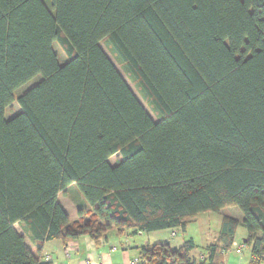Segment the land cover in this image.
<instances>
[{"label": "trees", "instance_id": "1", "mask_svg": "<svg viewBox=\"0 0 264 264\" xmlns=\"http://www.w3.org/2000/svg\"><path fill=\"white\" fill-rule=\"evenodd\" d=\"M72 185L75 219L58 201ZM227 206L242 218L198 257L189 238L140 245L137 264H225L240 221L264 263V0H0V264Z\"/></svg>", "mask_w": 264, "mask_h": 264}, {"label": "rangeland", "instance_id": "2", "mask_svg": "<svg viewBox=\"0 0 264 264\" xmlns=\"http://www.w3.org/2000/svg\"><path fill=\"white\" fill-rule=\"evenodd\" d=\"M47 1V0H46ZM54 48L56 53L59 57V63L64 62L65 54L61 48V46L54 42ZM101 46L104 48V50L111 56V58L114 60L113 63L117 66L127 83L132 88L135 95L138 97V99L141 101L143 106L146 108V110L149 112V114L156 119L155 114L153 113L151 107L147 104V102L141 97L139 91L135 87L134 83L132 82L131 77H129L128 74L125 73V71L122 69V67L115 62V59L112 57L108 49H106V46L104 43H101ZM30 82H27L26 84H23L21 87L17 89V93L22 92L24 89L30 86ZM19 106L16 103V101H13L5 110V117L9 118L15 113L19 111ZM119 154L113 155L109 160L111 163H115V161L118 159ZM67 195L60 194V199L63 201V205L65 206L64 209L68 212H70L71 218L77 217L76 208L77 205H81V203L84 201L83 197L79 191V189L75 186H69L66 190ZM74 206H73V205ZM75 207V208H74ZM223 216H232V217H241L242 218V212L237 206H227L223 209L213 212H205L198 214L195 219L190 221L186 227L185 230L182 231L180 229H163V230H156L151 232H144L143 236L145 238H149V242L155 243L158 241L161 242H169L171 246H180L183 244L185 240H188L189 238H192L195 243V248L191 252L195 255L201 254L203 248L207 243H209L218 233V230L220 228V223ZM14 228L18 231V226L15 225ZM172 231H175L174 236L171 237L170 233ZM20 232V231H18ZM174 233V232H173ZM110 232H108V235ZM134 237V236H130ZM247 237V230L244 227L242 221L239 222V225L236 228V234H235V244L233 245V249L229 252H227L224 255V259L226 264H247L248 258L250 257V250L247 246L244 245V240ZM177 246V247H178ZM238 249V251H237ZM264 264V263H263Z\"/></svg>", "mask_w": 264, "mask_h": 264}, {"label": "crops", "instance_id": "3", "mask_svg": "<svg viewBox=\"0 0 264 264\" xmlns=\"http://www.w3.org/2000/svg\"><path fill=\"white\" fill-rule=\"evenodd\" d=\"M60 194L67 195V193L62 192L58 195V201L65 208L63 201L60 199ZM67 213L70 219H75L74 217H70V212H68V210ZM236 218L239 220L241 219V217L237 216ZM15 225L18 226L19 233H23L20 226L14 224L13 227ZM108 232H110L109 235ZM108 232L104 238H99L97 240L89 236H80L66 244L60 240L45 241L42 245L40 258L42 260L45 255H50V262L52 264H133L132 261L137 258L136 247L143 244H152L148 241L149 238L143 236L144 233L129 237L127 235H118L114 229ZM172 232L176 235L175 231ZM172 232L170 233L171 237L174 236ZM235 243L236 242H234V244ZM26 244L29 248L34 249V244L31 243L29 239H26ZM177 246L174 245V247ZM191 255L193 257L199 256L193 253H191Z\"/></svg>", "mask_w": 264, "mask_h": 264}, {"label": "built area", "instance_id": "4", "mask_svg": "<svg viewBox=\"0 0 264 264\" xmlns=\"http://www.w3.org/2000/svg\"><path fill=\"white\" fill-rule=\"evenodd\" d=\"M172 235H174L173 232H172ZM43 260H45V261H51V257H50V255H45L44 258H43ZM132 263H133V264H137V259H134V260L132 261Z\"/></svg>", "mask_w": 264, "mask_h": 264}]
</instances>
